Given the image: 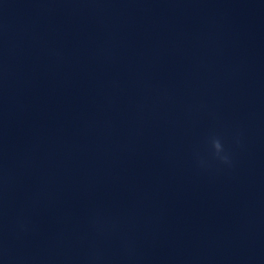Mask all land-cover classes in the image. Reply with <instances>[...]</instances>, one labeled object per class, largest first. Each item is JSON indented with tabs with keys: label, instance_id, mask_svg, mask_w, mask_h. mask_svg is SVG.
I'll list each match as a JSON object with an SVG mask.
<instances>
[{
	"label": "water",
	"instance_id": "95a60500",
	"mask_svg": "<svg viewBox=\"0 0 264 264\" xmlns=\"http://www.w3.org/2000/svg\"><path fill=\"white\" fill-rule=\"evenodd\" d=\"M264 16V0H0V113L97 62Z\"/></svg>",
	"mask_w": 264,
	"mask_h": 264
},
{
	"label": "clouds",
	"instance_id": "9594fccd",
	"mask_svg": "<svg viewBox=\"0 0 264 264\" xmlns=\"http://www.w3.org/2000/svg\"><path fill=\"white\" fill-rule=\"evenodd\" d=\"M211 145L214 150V156L222 164L231 165L230 154L226 151L224 144L221 142V139L218 137H213L211 139Z\"/></svg>",
	"mask_w": 264,
	"mask_h": 264
}]
</instances>
